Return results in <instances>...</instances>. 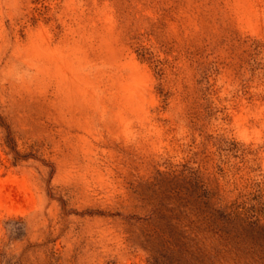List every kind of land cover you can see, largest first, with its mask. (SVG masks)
<instances>
[{"label": "rangeland", "instance_id": "obj_1", "mask_svg": "<svg viewBox=\"0 0 264 264\" xmlns=\"http://www.w3.org/2000/svg\"><path fill=\"white\" fill-rule=\"evenodd\" d=\"M212 192L264 207V0H0V253L150 264L159 204L160 264H244Z\"/></svg>", "mask_w": 264, "mask_h": 264}, {"label": "trees", "instance_id": "obj_2", "mask_svg": "<svg viewBox=\"0 0 264 264\" xmlns=\"http://www.w3.org/2000/svg\"><path fill=\"white\" fill-rule=\"evenodd\" d=\"M218 203L220 199L216 197L215 192H212L208 196L209 209L203 216L206 230L218 237L219 247L216 249V255L232 254L234 259L243 261L244 264H264V207H256L255 213L240 204ZM172 221V216H168L165 209L156 204L143 232L145 243L150 245V264H160L159 254L162 253L165 245L182 248L185 246L183 239L194 240L178 232ZM190 254L195 255L196 260L201 257L200 264H204V257L208 256L200 247ZM213 263L211 259V264ZM0 264L15 263L11 262V258L5 253H0Z\"/></svg>", "mask_w": 264, "mask_h": 264}]
</instances>
